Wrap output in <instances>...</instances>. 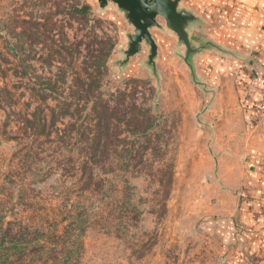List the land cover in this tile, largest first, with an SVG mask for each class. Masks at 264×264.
Returning <instances> with one entry per match:
<instances>
[{"label":"rangeland","instance_id":"obj_1","mask_svg":"<svg viewBox=\"0 0 264 264\" xmlns=\"http://www.w3.org/2000/svg\"><path fill=\"white\" fill-rule=\"evenodd\" d=\"M77 2L89 4L99 21L78 23ZM158 21L150 29L158 46L151 63L146 41L127 58L135 27L113 2L0 0V264H248V257L259 263V250L248 252L249 240L264 234L258 216L254 224L248 219L254 207L245 152L248 107L253 123L264 126L254 110L264 77L248 106L244 68L237 71L224 57L214 73L196 23L188 35L197 51L188 56L166 20ZM94 37L115 42L105 87L136 90L137 103L164 117L167 133L152 144L166 152L152 166L161 170L151 183L132 180L130 203L138 210H124L123 180L111 198L90 188V172L112 175L90 163L86 168L89 150L73 126L78 117L95 120L88 94L75 93L89 82L90 50L106 52ZM44 87L55 99L43 98ZM76 217L84 219L80 241L65 229Z\"/></svg>","mask_w":264,"mask_h":264},{"label":"trees","instance_id":"obj_2","mask_svg":"<svg viewBox=\"0 0 264 264\" xmlns=\"http://www.w3.org/2000/svg\"><path fill=\"white\" fill-rule=\"evenodd\" d=\"M72 12L73 17L80 24L92 26L93 21H99L94 17L92 7L89 4L77 2L72 6ZM98 38L94 37V42L98 41L97 43L103 45L106 52H102L99 47L90 50L87 60L89 82L85 84V89L78 88L75 91L77 94L82 91L88 94L91 103L90 111L94 113L93 119L95 120L93 123L87 124V119L79 121L80 118L78 117L73 126L76 134L81 133L82 145H87L89 150L86 168L90 163L101 168L102 173L112 175L107 179H101L90 172L87 176L88 184H91L90 188L93 186V190L102 198H111L117 192L118 183L123 180L122 191L125 195L123 199L126 201L124 210H138L136 205L130 203L132 196H136L137 190V185L133 184L132 180L143 178L146 181L149 180L148 183L155 181V177L152 176L157 175L161 169L153 170L152 166L155 160H162L166 152L156 143L153 146L152 144H154V139L157 141L164 139L167 133L166 125L163 124L164 117L153 112L151 105H147L146 102L137 103L136 90L128 92L126 89L112 92L105 87V79L108 75L107 63L115 47V42L111 37ZM44 83L49 84L50 82L44 81ZM43 89L45 92L42 93V96L45 100L48 98L55 99L46 93L48 87ZM56 108L61 109L62 107L57 106ZM68 108L71 109V104ZM78 108L79 105L77 104L76 109ZM70 115L74 117L75 114L70 112ZM41 121L43 119L40 120V125ZM146 147L151 148L150 151L152 152L148 155H152L151 157H146L149 150L144 151ZM170 175V171L168 173L162 172L160 176L162 184L169 182ZM80 215L82 216L83 213ZM83 227L84 219L76 217L65 229L73 230L71 232H74L76 241H80Z\"/></svg>","mask_w":264,"mask_h":264},{"label":"crops","instance_id":"obj_3","mask_svg":"<svg viewBox=\"0 0 264 264\" xmlns=\"http://www.w3.org/2000/svg\"><path fill=\"white\" fill-rule=\"evenodd\" d=\"M178 8L193 15L189 28L192 23H196L197 29L202 30L203 37L199 38L207 40L202 56L214 58V73L221 71L224 57L237 63V71L241 68L247 71L250 94L248 106L253 103L264 77V0H179ZM203 66L206 67L205 64ZM212 82L214 86L221 85V77ZM252 118L248 107V142L245 153L248 154V201L254 207L248 208V219L250 224H254V218L258 216L261 225L259 231L263 230L264 234V126L255 125ZM251 228L248 230L252 231ZM248 246L249 256V250H259L258 264H264L262 237L250 239ZM248 264H254L250 257Z\"/></svg>","mask_w":264,"mask_h":264},{"label":"water","instance_id":"obj_4","mask_svg":"<svg viewBox=\"0 0 264 264\" xmlns=\"http://www.w3.org/2000/svg\"><path fill=\"white\" fill-rule=\"evenodd\" d=\"M101 7H106L110 2L118 5L126 13L127 19L135 27V32L129 35V49L127 58L138 53L142 48V42L146 41L151 47L150 62L154 63L158 46L150 29L159 27L158 17L166 20L168 26L178 35L186 45L188 56L195 53V49L189 39L187 27L193 15L185 10H179V0H98Z\"/></svg>","mask_w":264,"mask_h":264},{"label":"built area","instance_id":"obj_5","mask_svg":"<svg viewBox=\"0 0 264 264\" xmlns=\"http://www.w3.org/2000/svg\"><path fill=\"white\" fill-rule=\"evenodd\" d=\"M254 110L261 117H264V89L261 91L259 99L254 104Z\"/></svg>","mask_w":264,"mask_h":264}]
</instances>
